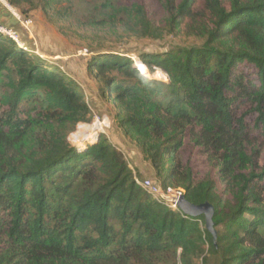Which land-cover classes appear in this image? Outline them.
<instances>
[{"label":"trees","instance_id":"16d2710c","mask_svg":"<svg viewBox=\"0 0 264 264\" xmlns=\"http://www.w3.org/2000/svg\"><path fill=\"white\" fill-rule=\"evenodd\" d=\"M6 1L128 39L160 36L153 2L172 33L188 22L200 43L142 54L146 75L119 53L90 70L155 183L215 207L217 243L205 216L144 190L107 136L73 146L69 133L93 120L81 87L0 34V264H264V0H103L91 16L71 0ZM158 69L168 83L148 77ZM187 140L211 165L202 177L182 160Z\"/></svg>","mask_w":264,"mask_h":264},{"label":"rangeland","instance_id":"374dc122","mask_svg":"<svg viewBox=\"0 0 264 264\" xmlns=\"http://www.w3.org/2000/svg\"><path fill=\"white\" fill-rule=\"evenodd\" d=\"M71 1L74 2L71 8L74 15L91 16L96 13L94 9L98 1L103 0ZM143 1L121 0V3L130 5L133 2L142 3ZM6 2L4 4L0 2V22L17 33V44H21L26 51H30L33 55L41 57L49 67H54L73 79L81 87L86 100L92 107L93 120L90 123H79L69 133L70 143L81 152L94 145L95 143L91 144L89 140V134L91 125H95L97 122L101 126L98 135L107 136L124 153L130 167L136 170L142 178L161 182L142 150L121 129L115 117L116 112L113 103H107L103 99L100 83L93 71L90 70V63L100 55L119 53L131 57L136 64L140 65L142 54L166 53L181 47L197 45L200 40L195 36L187 35L188 22H185L182 32L172 33L170 27L167 26L165 12L154 5V2H149L152 5L151 9L155 14V19L162 27L160 36L156 39H128L121 37L123 29L119 30V34H114V32L99 28L96 25L91 27L78 26L73 22V18H70L69 22L55 24L42 10L24 11L16 7H9ZM64 5L67 6L68 4ZM140 66L142 67V65ZM142 73L146 75V70L143 67ZM148 77L169 82L166 74L159 69L153 74L150 73ZM25 103L28 104V102ZM29 105L31 107L33 102ZM41 129L44 131L43 128ZM83 141L88 144L86 149L79 147ZM191 147L189 140H187L182 151V160L185 163L191 161L197 175L202 177L210 170L211 165L206 157H199L198 149ZM260 166L264 167V151L260 158ZM164 189H166V184H164Z\"/></svg>","mask_w":264,"mask_h":264},{"label":"built area","instance_id":"2783aa9c","mask_svg":"<svg viewBox=\"0 0 264 264\" xmlns=\"http://www.w3.org/2000/svg\"><path fill=\"white\" fill-rule=\"evenodd\" d=\"M2 1L4 2V0ZM9 7L11 6L9 5ZM28 24H30V22H28ZM0 34L9 37L15 42L18 41L17 33L4 26L1 22H0ZM19 46L25 49L21 44ZM136 181L155 200L167 205L172 210L181 211V209L178 207V200L180 199L181 196L185 194L183 189H176L173 187H168L167 189H164L161 185L148 179L145 181H141L140 179L136 178Z\"/></svg>","mask_w":264,"mask_h":264},{"label":"water","instance_id":"95a60500","mask_svg":"<svg viewBox=\"0 0 264 264\" xmlns=\"http://www.w3.org/2000/svg\"><path fill=\"white\" fill-rule=\"evenodd\" d=\"M141 64H143V63H141ZM143 65L147 68V66L145 64H143ZM141 71H142V69H141ZM100 137L101 136L99 135L98 140H97L96 143L99 142ZM178 207L187 216L194 217V218L200 217V216H205L206 228L212 234V236L214 237V242L217 243V230L215 228V222H214V217H215L216 210H215V207L211 203L206 202V203H203V204H194V203H191L186 198V196L184 194L178 200Z\"/></svg>","mask_w":264,"mask_h":264},{"label":"bare ground","instance_id":"6f19581e","mask_svg":"<svg viewBox=\"0 0 264 264\" xmlns=\"http://www.w3.org/2000/svg\"><path fill=\"white\" fill-rule=\"evenodd\" d=\"M139 64L143 65L141 63H139ZM140 65H137V67H140L142 69V67ZM100 128H101V126L97 122L95 125L94 124L91 125V129H90L91 132L89 134V140L91 143L98 140L97 137H99L98 133H99Z\"/></svg>","mask_w":264,"mask_h":264},{"label":"crops","instance_id":"0c3cea01","mask_svg":"<svg viewBox=\"0 0 264 264\" xmlns=\"http://www.w3.org/2000/svg\"><path fill=\"white\" fill-rule=\"evenodd\" d=\"M0 2H2V4H4V2H6V0H4V2L2 1V0H0ZM7 3V5L9 6V4H8V2H6ZM3 6V5H2ZM0 18H1V16H0Z\"/></svg>","mask_w":264,"mask_h":264},{"label":"clouds","instance_id":"9594fccd","mask_svg":"<svg viewBox=\"0 0 264 264\" xmlns=\"http://www.w3.org/2000/svg\"><path fill=\"white\" fill-rule=\"evenodd\" d=\"M139 68V67H138ZM140 69V68H139ZM141 70V69H140Z\"/></svg>","mask_w":264,"mask_h":264}]
</instances>
